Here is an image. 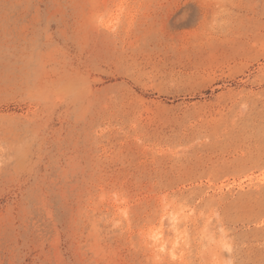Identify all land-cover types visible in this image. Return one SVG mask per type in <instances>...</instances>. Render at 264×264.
Instances as JSON below:
<instances>
[{"label":"rangeland","instance_id":"rangeland-1","mask_svg":"<svg viewBox=\"0 0 264 264\" xmlns=\"http://www.w3.org/2000/svg\"><path fill=\"white\" fill-rule=\"evenodd\" d=\"M0 264H264V0H0Z\"/></svg>","mask_w":264,"mask_h":264},{"label":"bare ground","instance_id":"bare-ground-1","mask_svg":"<svg viewBox=\"0 0 264 264\" xmlns=\"http://www.w3.org/2000/svg\"><path fill=\"white\" fill-rule=\"evenodd\" d=\"M168 221H169V227H171L168 235L166 236L164 235L163 229L159 231L153 229L148 236L150 243L152 245V249L154 250L157 256H160L161 254L164 255L169 254L171 256L175 255L174 252L175 243L172 242L170 236L174 235L175 237L176 233L178 232V228H177L178 220L176 217H172L169 218Z\"/></svg>","mask_w":264,"mask_h":264}]
</instances>
